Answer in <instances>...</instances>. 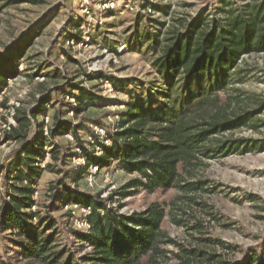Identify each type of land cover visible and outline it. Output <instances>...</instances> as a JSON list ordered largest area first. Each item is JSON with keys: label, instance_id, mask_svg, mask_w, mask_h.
I'll return each instance as SVG.
<instances>
[{"label": "rangeland", "instance_id": "rangeland-1", "mask_svg": "<svg viewBox=\"0 0 264 264\" xmlns=\"http://www.w3.org/2000/svg\"><path fill=\"white\" fill-rule=\"evenodd\" d=\"M113 2L114 7H107L103 0H0V55L8 47L21 52L15 62L19 75L8 82L7 89L0 91V124L6 117V112L1 110L2 103L11 106L19 102L20 109H29L48 96L46 110L52 118L58 109L67 113L68 104L75 106L71 95L79 94L78 90L84 88L100 100L86 112L78 116L70 112L64 119L70 126L84 124L79 129V140L91 149L94 139L86 126L97 136L112 135L118 128L119 113L126 109L125 103L140 101L145 90L154 86L161 89L165 85L152 62L169 33L197 19L224 20L230 8L245 11L248 5L264 6V0ZM70 34H76L77 39L71 42L67 38ZM147 35H158L156 40L160 43L150 44L151 37L148 41ZM230 75L235 82L220 93V105H226L227 114L258 110V103L264 100V53L244 56ZM114 83L124 88L116 90ZM226 102L232 103L228 106ZM38 121H42V116ZM253 121L257 129L245 128L234 135L264 143V110ZM54 142L72 149L71 155L65 165L48 161L55 167L41 174L38 211L55 204L54 217L64 222V226L67 223L72 229L88 230L79 210L67 205L60 210L59 203L53 202L52 186L61 179H65L67 186L99 194L103 200L112 197L108 208L124 216L144 212L153 203L162 205L167 212L164 229L170 238L185 246L198 245L217 256L212 262L202 259L198 264L236 263L250 251H261L264 247V151L210 160L206 167L195 171V179L205 182L204 191L184 195L174 188L150 194L126 189L127 183L138 175L124 173L118 163L97 172L89 171L93 185L86 178L76 183L74 171L79 165L73 157L77 154V145L65 136L56 137ZM19 147L14 141H0V173L10 165ZM96 153L100 152L96 149ZM0 178L3 179L0 195L4 197V176ZM127 191L134 194L123 197ZM66 213L71 217L65 218ZM60 241L72 249L77 245L65 229ZM165 249L177 251L173 246ZM11 251L8 242L0 237V252L12 257ZM168 264L178 263L172 256Z\"/></svg>", "mask_w": 264, "mask_h": 264}, {"label": "trees", "instance_id": "trees-1", "mask_svg": "<svg viewBox=\"0 0 264 264\" xmlns=\"http://www.w3.org/2000/svg\"><path fill=\"white\" fill-rule=\"evenodd\" d=\"M225 13V19L220 21L197 19L173 30L161 42L152 66L166 82L165 87L154 86L145 90L140 101L125 103L117 130L108 134L112 146H99V136L86 126L94 139L92 148L87 149L79 140V129L84 124L74 127L64 119L70 112L75 116L86 112L100 100L84 88L78 90L79 94L72 93L75 106L68 104L67 113L58 109L52 116L49 139L43 137V123H38L39 117L47 113L48 96L32 108L16 110L17 125L6 141H14L20 147L2 171L5 196L0 199V237L10 245L12 257L0 252V264H168L172 256L178 264H198L202 259L212 262L217 257L198 245L185 246L170 238L164 229L167 212L156 203L144 212L124 216L108 208L112 197L103 200L99 194L71 188L61 179L52 186L53 202L59 203L60 210L70 204L92 209L87 218L91 226L88 230H75L67 223L65 228L64 222L54 217L55 204L46 205L45 211L33 212L31 207L35 187L45 170L39 166L46 156L44 147L51 144V160L67 164L72 149L53 142L67 133L73 135L75 145L82 149L86 159V165H79L74 171L76 183L86 178L94 166L102 170L118 163L124 173L138 175L127 183L126 189L150 194L174 188L184 195L204 191L205 182L195 179V171L206 167L210 160L264 151L261 141L234 135L245 128L257 129L253 119L264 110V100L258 103L256 111L231 115L227 114L226 105H220V93L235 82L230 73L238 68L244 56L264 53V6L248 5L245 11L230 8ZM150 37L147 35L146 40ZM156 37H151L150 44L160 43ZM67 38L73 42L77 35L70 34ZM20 55L14 47H8L0 55V91L7 89L9 80L19 75L15 62ZM114 87L124 88L116 83ZM1 106L7 108V102ZM97 147L101 148L100 155H96ZM54 167L48 164L46 169ZM133 192L127 191L123 197ZM63 216L71 217L69 213ZM64 229L75 238L74 249L60 243ZM165 246L176 247L177 251H169ZM220 263L264 264V247L261 251H250L239 262Z\"/></svg>", "mask_w": 264, "mask_h": 264}, {"label": "built area", "instance_id": "built-area-1", "mask_svg": "<svg viewBox=\"0 0 264 264\" xmlns=\"http://www.w3.org/2000/svg\"><path fill=\"white\" fill-rule=\"evenodd\" d=\"M104 1V6H107V7H114V0H103ZM13 79H10L9 82H11ZM9 84V83H8ZM9 86V85H8ZM20 103L19 102H13V104L10 106L8 104L7 108H4L3 106H1V110H4L6 112V117H5V121L1 124H0V141H4V143H9V141H6V136L13 131L14 127H16L17 123H16V120H15V116L17 114V109H20ZM33 124L34 123V120H32ZM39 122V121H38ZM41 124L43 123V137L44 138H50L51 137V129L53 128L52 126V118L50 115H48L47 113L46 114H43L42 115V121L40 122ZM66 138H68L70 141H74V138H73V135L71 133H67L64 135ZM54 142V140H53ZM91 142H94L91 140ZM99 142H100V145L99 146H103V145H106L107 146H112V141L110 140V138H108V135L103 138L102 136H99ZM49 143V142H48ZM45 151H46V156L45 158H43V160L39 163V166L42 170L46 169V166L48 165V161L51 159L50 158V151L52 149V146L51 144H47L45 145L44 147ZM97 151H99L100 153H96V155H100L102 153L101 151V148L100 147H97L96 148ZM77 154L73 157V160L74 162H77L78 165H81V164H84L86 165V159L82 156V149L79 148L77 146ZM96 152V151H95ZM95 170V172H97L99 169L98 166H94L93 168H91V170ZM90 170V171H91ZM5 173H0V176H4ZM90 174H87L86 176V180L88 181V184L89 185H93V176H89ZM3 179L0 178V189H2L3 187ZM34 204L32 205L31 207V210L33 212H37L38 211V202L41 198V193H40V190H39V187L36 186L35 187V190H34ZM0 199H1V195H0ZM1 201V200H0ZM67 206H70L71 208L75 209L76 211L79 210V212L81 213V215L83 216L82 217V222L84 225H87L88 229L91 227L89 224H88V221H87V218L92 214V209H90L89 207H84V206H81V205H76V204H70V205H67ZM102 212V215L104 214V211H101ZM34 221H37V219L35 218Z\"/></svg>", "mask_w": 264, "mask_h": 264}]
</instances>
